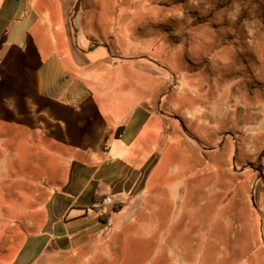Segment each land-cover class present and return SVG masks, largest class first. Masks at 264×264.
Instances as JSON below:
<instances>
[{
    "label": "rangeland",
    "instance_id": "1",
    "mask_svg": "<svg viewBox=\"0 0 264 264\" xmlns=\"http://www.w3.org/2000/svg\"><path fill=\"white\" fill-rule=\"evenodd\" d=\"M69 22L90 56L120 58L87 73L91 90L129 106L152 100L165 118L142 140L153 168L144 187L143 173L109 192L99 185L88 206L95 243L39 240L57 219L46 209L55 181L67 177L54 165L79 153L76 142L49 152L45 139L33 149V118L14 119L31 109L32 78L4 72L0 264H264V0H79Z\"/></svg>",
    "mask_w": 264,
    "mask_h": 264
},
{
    "label": "crops",
    "instance_id": "2",
    "mask_svg": "<svg viewBox=\"0 0 264 264\" xmlns=\"http://www.w3.org/2000/svg\"><path fill=\"white\" fill-rule=\"evenodd\" d=\"M77 3L79 0H0V82L6 77L3 73L8 75L13 69L21 75L27 72L33 81L31 109L27 113L15 110L14 119L33 118L34 150H41L43 139L49 152L65 150L67 143L76 142L79 155L64 165H54L68 168L67 177L55 181L59 190L52 191L46 205L47 210L58 212L57 219H48L45 232L37 237L43 241L63 237L72 248L93 244L101 235L97 236L101 231L98 213L88 207L100 184L109 192L112 182H121L128 174L138 179L143 173L144 187L153 168L150 160L140 159L146 127L154 119L165 120L151 113L152 100L138 99L129 106L91 90L96 82L87 78V73L98 66L119 67L113 61L120 58L113 57L109 48V53L95 57L89 55L91 48L86 51L79 46L80 33L72 37L69 22ZM46 32L54 36L49 51L46 42H40ZM32 39L36 40L29 43ZM119 127L124 129L115 138ZM120 191L119 195L125 193ZM81 198L88 202L81 204ZM112 210V205L101 209L103 213Z\"/></svg>",
    "mask_w": 264,
    "mask_h": 264
},
{
    "label": "built area",
    "instance_id": "3",
    "mask_svg": "<svg viewBox=\"0 0 264 264\" xmlns=\"http://www.w3.org/2000/svg\"><path fill=\"white\" fill-rule=\"evenodd\" d=\"M110 203H111V198H110V197H105V198H103L102 201H101V205H102V206H107V205L110 204Z\"/></svg>",
    "mask_w": 264,
    "mask_h": 264
},
{
    "label": "trees",
    "instance_id": "4",
    "mask_svg": "<svg viewBox=\"0 0 264 264\" xmlns=\"http://www.w3.org/2000/svg\"><path fill=\"white\" fill-rule=\"evenodd\" d=\"M77 5V4H76ZM76 5H75V7H76ZM123 127H119L117 130H116V132H115V135H114V137L115 138H118L119 137V135L121 134V132L123 131ZM114 210L116 209V208H113Z\"/></svg>",
    "mask_w": 264,
    "mask_h": 264
}]
</instances>
